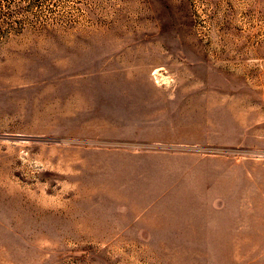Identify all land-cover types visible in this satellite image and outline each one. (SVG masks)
I'll list each match as a JSON object with an SVG mask.
<instances>
[{
  "label": "rangeland",
  "instance_id": "374dc122",
  "mask_svg": "<svg viewBox=\"0 0 264 264\" xmlns=\"http://www.w3.org/2000/svg\"><path fill=\"white\" fill-rule=\"evenodd\" d=\"M0 264H264V0H0Z\"/></svg>",
  "mask_w": 264,
  "mask_h": 264
}]
</instances>
